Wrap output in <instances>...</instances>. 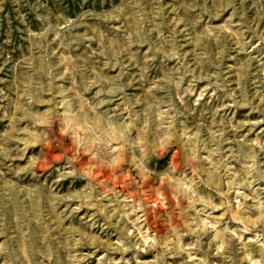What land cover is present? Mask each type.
I'll return each mask as SVG.
<instances>
[{
  "label": "rangeland",
  "instance_id": "374dc122",
  "mask_svg": "<svg viewBox=\"0 0 264 264\" xmlns=\"http://www.w3.org/2000/svg\"><path fill=\"white\" fill-rule=\"evenodd\" d=\"M0 264H264V0H0Z\"/></svg>",
  "mask_w": 264,
  "mask_h": 264
}]
</instances>
